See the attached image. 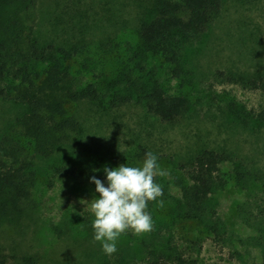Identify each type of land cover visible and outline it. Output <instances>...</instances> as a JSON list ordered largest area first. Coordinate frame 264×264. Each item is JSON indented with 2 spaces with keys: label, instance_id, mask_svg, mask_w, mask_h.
I'll return each instance as SVG.
<instances>
[{
  "label": "rangeland",
  "instance_id": "374dc122",
  "mask_svg": "<svg viewBox=\"0 0 264 264\" xmlns=\"http://www.w3.org/2000/svg\"><path fill=\"white\" fill-rule=\"evenodd\" d=\"M155 0H37V33L43 44H53L70 53L68 63L85 81H102L128 64L130 51L141 42L140 25L149 20ZM194 75L183 83L174 81V91L189 95L195 111L175 124L163 123L136 105L105 110L80 104L76 107L84 132L58 160L69 164L76 176L51 179V162L39 163L36 223L27 234L0 229L1 261L16 264L13 256L38 253L40 264H145L144 243L150 245L156 232L173 239L185 255L198 264H264V126L239 124L225 114L235 99L246 111L264 112V93L231 84L224 76L253 78L264 74V0L253 3L230 1L210 33L188 52ZM162 64L161 60L157 61ZM19 108L0 100V136L8 129ZM141 146L157 157L160 169L174 172L173 161L183 160L202 149L232 150L258 168L262 175L253 193L234 181L215 198L229 236L220 241L194 223H173L168 207L151 217L153 230L140 235L127 231L117 240V252L108 256L100 242L84 231L73 230L58 237L54 225L91 213L83 201L98 198L91 177L104 182L105 166L131 165ZM64 155V154H62ZM57 161V160H55ZM132 166V165H131ZM142 166V163H140ZM99 170V171H94ZM224 172L230 170L223 167ZM82 173V174H80ZM173 193L178 190L173 188ZM92 214V213H91ZM93 215V214H92ZM156 217V218H154ZM164 244H158L162 249ZM4 256V257H3Z\"/></svg>",
  "mask_w": 264,
  "mask_h": 264
},
{
  "label": "trees",
  "instance_id": "16d2710c",
  "mask_svg": "<svg viewBox=\"0 0 264 264\" xmlns=\"http://www.w3.org/2000/svg\"><path fill=\"white\" fill-rule=\"evenodd\" d=\"M230 1L248 4L260 0H155L152 17L140 25L141 42L130 51L128 64L112 78L100 82V75V81L90 82L73 72L68 63L70 53L39 39L37 0H0V100L19 108L17 117L0 136V229L21 235L36 223L40 162H51V179L76 176L69 164L62 165L58 159L68 155L84 132L78 105L105 110L141 106L168 124L178 123L195 111L193 99L174 91L171 82L177 81L182 87L194 75L189 49L210 33ZM158 60L163 63L158 64ZM221 76L231 84L264 93V74L253 78ZM224 112L239 124L264 126V112H248L235 99L227 103ZM147 152L152 151L146 146L137 149L131 165L139 167ZM171 162V179L155 178L162 185L163 195L149 202L148 213L153 217L168 207L173 223H194L210 237L224 241L229 236L228 226L220 217L214 197L230 181L253 193L262 182L260 170L235 151L210 148ZM224 166L230 170L224 172ZM159 200H163V206ZM93 220L94 216L87 213L76 227L68 219L54 225L53 230L60 238L73 230L94 237ZM161 243L166 244L157 249ZM144 247L145 264H198L196 259L185 257L192 249H180L173 239L164 240L160 232ZM0 251H4L1 246ZM12 256L16 264L41 263L38 253Z\"/></svg>",
  "mask_w": 264,
  "mask_h": 264
},
{
  "label": "clouds",
  "instance_id": "9594fccd",
  "mask_svg": "<svg viewBox=\"0 0 264 264\" xmlns=\"http://www.w3.org/2000/svg\"><path fill=\"white\" fill-rule=\"evenodd\" d=\"M157 160L155 154L147 152L142 166L125 164L115 169L105 166L107 187L95 176L91 177L90 182L95 184L99 195L90 203L83 202L94 216V241L100 242L104 254L116 253L118 238L129 230L135 235L153 230L148 204L163 195L162 185L156 183L155 178L168 175L160 169ZM159 205L163 206V200H159Z\"/></svg>",
  "mask_w": 264,
  "mask_h": 264
}]
</instances>
